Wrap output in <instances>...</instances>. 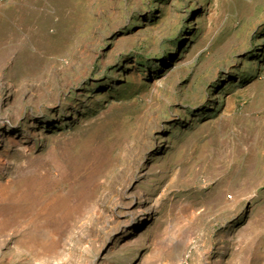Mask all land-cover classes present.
Listing matches in <instances>:
<instances>
[{
    "label": "rangeland",
    "instance_id": "1",
    "mask_svg": "<svg viewBox=\"0 0 264 264\" xmlns=\"http://www.w3.org/2000/svg\"><path fill=\"white\" fill-rule=\"evenodd\" d=\"M22 1L0 0V262L264 264V0H65L29 54L2 29ZM217 150L244 177L197 166Z\"/></svg>",
    "mask_w": 264,
    "mask_h": 264
},
{
    "label": "bare ground",
    "instance_id": "2",
    "mask_svg": "<svg viewBox=\"0 0 264 264\" xmlns=\"http://www.w3.org/2000/svg\"><path fill=\"white\" fill-rule=\"evenodd\" d=\"M62 3H65V0H23L19 4H15L12 13L7 15L5 14L2 24V29L6 26L10 31L9 33L10 35L7 39L8 40L7 42H10L11 44L8 45V47H11L23 54H29L33 49V47L35 46L37 47L39 46L38 48L40 47L43 48L44 45L41 43L42 42L41 39H43L44 36L43 34L44 28H42V25L48 19L47 17L49 16L48 15L49 9L51 8V15L54 14L53 9L56 11L57 14L58 9L61 8V6L63 5ZM59 13H60V9H59ZM45 14L47 15V17L45 16ZM61 14L62 12L60 13V15ZM37 37L39 39H37ZM118 133L119 132L116 131L115 133H113V135L115 136L112 135L110 136L112 138L117 137ZM91 140L93 139H90V141ZM206 151L207 148H204V152ZM220 153L221 152L217 150L216 153H214L215 154L214 156L210 157V155L208 154L209 158H206L200 163H197V166H199L200 169H202L203 168V166L201 165L202 162L208 164L207 174H210V177L221 175L223 181L235 182L239 178L244 177V175H242L241 172L243 171L241 167L239 168L235 167L234 162L232 163V165L229 163L228 159L232 158V156L228 157L226 153H222V154ZM228 165L231 166L229 167ZM81 167L82 164H77L74 167V170L77 172L81 170ZM82 169H84V167ZM193 169L194 171L198 172V170L195 169V166L191 167V170ZM99 170L103 172V169L101 167L100 168L96 167L95 172L91 171L89 173L88 181L93 180L96 176H98ZM188 170L190 169L188 168ZM259 174L262 175V172H260ZM145 223L146 220L143 219L141 226L138 227L136 230L131 231L130 236H134L137 234V232L144 230L146 225L143 227V229L142 226ZM31 224H35V223L31 222ZM54 235H55V230H50L49 234L47 233L45 234V240H46V249L44 250L45 252H36L30 258H26L25 260L28 261L29 263H31V261L34 263L37 259L44 260L45 263L49 261L54 256V254L57 253L59 246L63 242L62 239H59L57 237V232L55 237ZM30 242L33 252V249H36L39 246L38 239L36 240L35 238H31ZM39 242H43V239L39 240ZM3 249L4 248L2 247V245H0V257L2 255ZM31 253L29 255H31ZM22 256H23L22 253L19 254L20 259ZM20 259L18 260V262H20ZM49 263L53 264L51 261H49ZM0 264L3 263L0 262Z\"/></svg>",
    "mask_w": 264,
    "mask_h": 264
}]
</instances>
